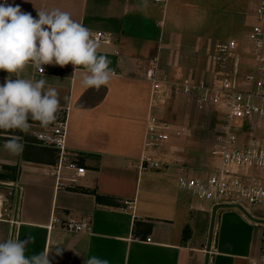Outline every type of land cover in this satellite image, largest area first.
<instances>
[{
    "label": "crops",
    "instance_id": "obj_1",
    "mask_svg": "<svg viewBox=\"0 0 264 264\" xmlns=\"http://www.w3.org/2000/svg\"><path fill=\"white\" fill-rule=\"evenodd\" d=\"M2 3L5 0H0ZM7 3L19 5L22 12L31 13L34 18H38L37 10L59 9L69 13L73 20L91 30L93 39L101 34L96 41L97 54L112 61L110 68L114 72L109 83L96 90L82 85L83 67L79 66L74 74L71 63L64 67L42 65V74L31 65L15 74L0 70V84L9 75L13 80L19 75L34 81L45 78V87L56 89L60 109L67 110L66 155L85 170L76 183L59 186L57 175L51 171L58 151L39 146L32 137L46 127L29 119L27 132L0 129V133L20 137L23 144V150L13 154L4 147L10 138H0V213L8 210L14 216L13 223L5 217L0 219V242L32 236L34 241L27 245L25 255L30 258L49 252L51 264H85L92 256L108 260L109 264H258L261 227L238 209H217L207 252L214 206L178 187L179 178H202L206 170L176 164L139 169L143 156L157 158V153L144 147L150 98L145 72L151 63H156L159 73L171 80L182 77L199 83L215 72L214 65L201 58L214 46L198 44L193 51H187L192 47L189 44H193L194 30L193 35L186 36L176 24L175 31H166L170 5L178 15L181 0ZM159 13L161 22H156ZM158 26L161 28L157 32ZM196 59L203 61L204 67L198 68L197 64L202 62ZM184 103L174 99L157 112L165 121L184 122L183 115L188 111ZM171 113L176 114L172 117ZM197 113L200 114L194 108L189 110L194 117ZM213 164L211 159L208 168ZM263 172L257 174L264 180ZM60 175L70 176L65 170ZM96 195L110 201L99 202ZM52 215L61 221L87 223L90 231L75 233L50 227ZM58 249L61 255L56 254Z\"/></svg>",
    "mask_w": 264,
    "mask_h": 264
},
{
    "label": "built area",
    "instance_id": "obj_2",
    "mask_svg": "<svg viewBox=\"0 0 264 264\" xmlns=\"http://www.w3.org/2000/svg\"><path fill=\"white\" fill-rule=\"evenodd\" d=\"M248 15L254 24L248 33V45L245 48L230 39L224 44L216 45L210 53L202 54L201 58L208 59L214 66L218 63L219 66L218 71L207 81L193 83L182 77L167 79L159 73L157 64L151 63V67L145 72L150 83V98L145 119L144 147L156 153L172 137L180 138L189 132L188 122L175 125L163 120L157 112L158 108L174 99L183 98L189 109L194 108L214 117V140L209 151L213 166L206 170L205 177L179 178L178 187L193 198L208 202L214 207L238 206L244 214L248 213L257 221L264 222L263 216L256 217L244 207L264 210V180L257 174L264 170V149L240 145L238 135L233 131L238 125L242 128L244 124L252 126L255 121L260 124L264 120V0H258ZM100 37L101 34L98 33L94 40L97 41ZM238 48H243V51L246 50L254 57L252 70L247 73L239 74V60L235 55ZM37 73L42 74L38 70ZM66 119L67 110L60 109L51 126L32 134L39 146L58 151L57 163L51 171L57 175L59 186H70L85 174L84 168L78 167L66 155ZM0 138L12 136L0 133ZM161 166L158 158L145 155L140 159L139 169H159ZM1 168L2 163L0 172ZM62 170L67 171L70 176L62 177ZM2 203L0 195V208ZM3 217L14 222V216L8 210L0 213V219ZM256 225L261 227L257 261L258 264H264V224ZM50 227L75 233L90 231L87 223H78L72 219L61 221L53 215Z\"/></svg>",
    "mask_w": 264,
    "mask_h": 264
},
{
    "label": "clouds",
    "instance_id": "obj_3",
    "mask_svg": "<svg viewBox=\"0 0 264 264\" xmlns=\"http://www.w3.org/2000/svg\"><path fill=\"white\" fill-rule=\"evenodd\" d=\"M38 18L22 12L19 5L0 4V70L9 74L19 73L31 65L41 73L42 65L68 64L79 66L81 83L85 88L99 90L112 78V61L105 55H98V43L92 38L91 30L73 20L69 13L59 9L37 10ZM73 74V75H74ZM11 76L0 84V129L27 132L29 119L39 121L48 127L57 119L60 111L59 94L48 87L45 78L39 80ZM20 137L10 138L4 147L13 154L23 150ZM34 238L24 240L9 238L0 242V264H51L44 252L30 258L25 255L26 247ZM61 255V250H57ZM85 264H109L92 256Z\"/></svg>",
    "mask_w": 264,
    "mask_h": 264
},
{
    "label": "rangeland",
    "instance_id": "obj_4",
    "mask_svg": "<svg viewBox=\"0 0 264 264\" xmlns=\"http://www.w3.org/2000/svg\"><path fill=\"white\" fill-rule=\"evenodd\" d=\"M257 1L258 0H181L179 6L182 5V7L180 6L178 15L170 5L165 23L166 31H175L176 24H178V30L186 36L188 33L193 35L192 30H194L196 35L193 36V44H189V47H192L187 51H193L198 44L211 45L215 48L216 44H224L230 38L240 43L243 45V48H245L246 45H248V33L254 24V21L248 14ZM155 21L161 22V13L158 14V19L156 18ZM151 25V28H153L155 22ZM160 28L161 27L158 26L157 32ZM153 30H156V27ZM166 31L165 37L168 39H165L169 41L170 37L166 35ZM205 53L206 52H204L203 55ZM235 55L238 56L239 60V74L247 73L252 70L254 57L241 48H238ZM196 62H202L200 65L197 64L198 68L204 65L203 61L198 59H196ZM216 64L215 67L213 66L215 72L218 71L219 67L218 63ZM179 100L184 101V105L187 106L183 98L175 99L176 102ZM189 110L188 108V111L183 115V121L189 124V132L180 138L172 137L167 144L156 151L157 158L164 166L176 164L181 165V167L197 168L199 171H205L211 166L209 151L211 143L214 140L212 129L214 128L215 118L206 113L204 114L202 111L199 112V115L197 113L198 116L196 115L194 117V114H189ZM176 113H171L172 117L175 114L176 116H180L178 112ZM184 122L175 121L173 123L177 125L183 124ZM244 125L245 126L242 128H239L238 125L236 126L237 129H233L234 133L238 135L239 144L246 147L252 146L264 149V120L260 124L255 121L252 126H248V124ZM262 176L264 177V172ZM190 177L195 178V176ZM244 207L256 217L263 216L264 218L263 209L258 210V207ZM238 211L244 214L242 210L238 209Z\"/></svg>",
    "mask_w": 264,
    "mask_h": 264
},
{
    "label": "water",
    "instance_id": "obj_5",
    "mask_svg": "<svg viewBox=\"0 0 264 264\" xmlns=\"http://www.w3.org/2000/svg\"><path fill=\"white\" fill-rule=\"evenodd\" d=\"M222 208H232V209H239L238 206L234 205H227V206H221ZM220 208L218 206L214 207L212 214H211V221H210V226H209V233H208V239H207V252L209 251L210 245H211V238L213 234V227H214V221H215V215L217 212V209ZM246 217L253 223L255 224H264L263 221H257L254 219L252 216H250L248 213H245Z\"/></svg>",
    "mask_w": 264,
    "mask_h": 264
},
{
    "label": "trees",
    "instance_id": "obj_6",
    "mask_svg": "<svg viewBox=\"0 0 264 264\" xmlns=\"http://www.w3.org/2000/svg\"><path fill=\"white\" fill-rule=\"evenodd\" d=\"M15 171H13V173H14ZM15 174V173H14ZM14 174H12V178L14 177ZM8 176V175H7ZM96 200L97 201H105V202H109L110 200L108 199V198H103V197H101V196H98V195H96Z\"/></svg>",
    "mask_w": 264,
    "mask_h": 264
}]
</instances>
